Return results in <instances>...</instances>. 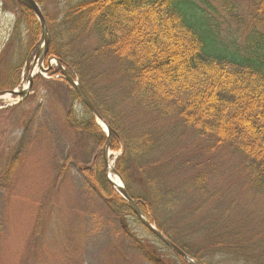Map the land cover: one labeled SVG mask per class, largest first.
<instances>
[{"label": "trees", "instance_id": "16d2710c", "mask_svg": "<svg viewBox=\"0 0 264 264\" xmlns=\"http://www.w3.org/2000/svg\"><path fill=\"white\" fill-rule=\"evenodd\" d=\"M12 1L11 40L0 53V91L13 90L19 84L24 60L41 33L33 13ZM36 1L51 31L48 55L60 60L79 79L101 116L121 137L124 152L116 161V169L144 215L202 264H222L225 260L264 264V229L232 225L221 212V202L213 211L216 216L200 222L198 231L205 233L204 245L198 247L185 240L179 224L168 216L184 200L163 185L164 166L152 160L159 153L157 143L150 133L132 129L126 120L133 107L177 117L181 130L205 139L212 149L224 147L242 156L251 169L252 189L264 197V0H65L58 20L46 11L50 0ZM3 10H8L7 4ZM249 11L259 26L252 25L242 46L231 47L221 37L216 16L225 13L242 22V12ZM88 40L98 47L85 52L82 48ZM10 56L15 61L4 66ZM107 61L115 62L121 77L116 83L121 86V96L113 103L99 99L101 90L94 93L90 88L94 81L89 75L92 63ZM38 79L40 76L35 81ZM70 97L72 107L66 114L69 126L102 148L106 136L95 118L86 107L74 109V103L81 102L76 92L71 91ZM120 148V142L113 139L111 150ZM83 171L116 217L131 218L144 228L107 180L104 168L95 171L84 166ZM194 184L201 195L207 193L208 180L202 173ZM138 188L139 193L135 192ZM133 239L138 245H146L139 238ZM172 254L179 264H187ZM206 256L215 258L213 263Z\"/></svg>", "mask_w": 264, "mask_h": 264}, {"label": "rangeland", "instance_id": "374dc122", "mask_svg": "<svg viewBox=\"0 0 264 264\" xmlns=\"http://www.w3.org/2000/svg\"><path fill=\"white\" fill-rule=\"evenodd\" d=\"M4 1L10 3L0 0V50L10 39L14 19L12 6V12L3 13ZM64 1H47L46 11L54 20L60 18ZM242 13V22L225 13L216 16L221 37L231 47L242 46L252 25L259 26L250 11ZM96 47L95 41L88 40L82 49L88 52ZM14 61L7 57L4 66ZM32 65L39 71L37 64L25 66L19 87L28 85ZM89 75L94 78L91 90L102 92L99 99L108 103L119 99L121 86L116 83L121 77L114 61L92 63ZM69 89L59 76L44 74L18 106L10 107L6 96L0 99V264H179L174 254H167L134 220L116 217L83 174V166L100 171L104 161L97 143L67 123L66 114L72 107ZM74 109L84 107L77 101ZM128 112L131 128L150 133L157 143L159 153L152 160L164 166L163 185L188 202L181 201L168 213L185 240L204 245L200 222L216 216L210 214L218 202L232 225L264 229V197L251 188L250 169L242 157L228 149L214 150L205 139L187 134L177 117L134 107ZM110 154L111 162L119 155ZM201 173L208 180L209 194L201 195L194 184ZM213 194L219 197L213 199ZM131 236L145 241L159 259H152V253ZM214 259L206 256L209 262ZM221 263L232 264L228 260Z\"/></svg>", "mask_w": 264, "mask_h": 264}, {"label": "water", "instance_id": "95a60500", "mask_svg": "<svg viewBox=\"0 0 264 264\" xmlns=\"http://www.w3.org/2000/svg\"><path fill=\"white\" fill-rule=\"evenodd\" d=\"M17 1L19 3H21L22 5L26 6L27 8H29L30 10H32L33 13L37 16V18L40 21L41 31H42L41 42L44 43V48L39 50L37 57L40 58V60L43 62L45 60L47 54H48L49 46H50V42H51V36H50L48 24H47V22H46V20L44 18V15H43V13L41 11V8L39 7V5L34 0H17ZM57 64L61 68L62 73L64 74V76H65L66 80L68 81V83L79 94V96L81 97L83 103L89 108V110L92 112V114L95 116V118H97L100 121H102L103 124L106 126V129L108 131V140H107V143H106V145L104 147V152H103L105 165L107 167L108 173L111 172V173H114V174L118 175L116 170H114L113 168H111L109 166V156H108L109 145H110V142H111V137H112V135L117 137L116 132L101 117V115L99 114V112L96 109L95 105L93 104V102L91 101L89 96L86 94V92L83 90V88L81 87L79 82H77L73 78H71L58 61H57ZM41 70H43V68H41ZM29 81H30V86H29L28 90L20 91V92H9V93H11L12 95H19L20 97L25 98L27 96V94H29V90H30L31 85H32L31 77L29 78ZM5 93H7V92H1L0 96L4 95ZM119 178H120V180H122L120 176H119ZM112 184L114 185L116 190L121 194V196L129 203V205L131 206V208L134 211L135 215L139 218V220L143 223L144 226H146L151 232H153L168 247H170L172 250H174V251L178 252L179 254H181L188 261L189 264H199L197 261H195L190 256H188L183 251H181L175 244H173L169 239H167L164 235H162L159 231H157L150 224V222L144 217L143 213L139 209L137 203L129 196V194L127 193L126 188H125L124 185H116L113 182H112Z\"/></svg>", "mask_w": 264, "mask_h": 264}, {"label": "bare ground", "instance_id": "6f19581e", "mask_svg": "<svg viewBox=\"0 0 264 264\" xmlns=\"http://www.w3.org/2000/svg\"><path fill=\"white\" fill-rule=\"evenodd\" d=\"M7 98H9V95L7 96ZM111 179L116 184H120L121 183L120 180H119V178H117V176L111 175Z\"/></svg>", "mask_w": 264, "mask_h": 264}]
</instances>
